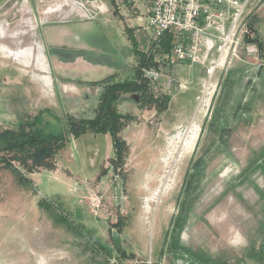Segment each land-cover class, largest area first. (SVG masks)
Returning a JSON list of instances; mask_svg holds the SVG:
<instances>
[{"label":"rangeland","instance_id":"rangeland-1","mask_svg":"<svg viewBox=\"0 0 264 264\" xmlns=\"http://www.w3.org/2000/svg\"><path fill=\"white\" fill-rule=\"evenodd\" d=\"M96 6L103 11L96 14H135L126 0H0V20L5 23L8 19L16 35L15 45L25 47L37 40L35 20L44 12L50 23L53 14H64L73 8L74 13L87 16ZM248 10L258 57L236 59L229 55V62L214 74L208 88L202 65L191 67L183 82L176 77L175 82L169 78L163 88L151 84L152 93L159 98L167 87L172 92H185V112L172 107L167 120V112L162 111L149 117L151 108L146 107V117L125 132L131 134L132 140L134 133L136 140L141 136V142L152 134L151 140H161L163 144L166 141V145L144 148L131 140L121 164L116 162L112 146L113 157L107 160L101 175L82 183L73 180L69 189L55 175L45 172L41 176L47 177L41 179L43 183L38 188L41 196L32 180L36 181L35 173L43 169L27 173L13 162L31 182L22 185L13 171L0 164V237L5 236L7 228V208L11 210L12 205L28 201L30 264H77L73 255L91 243L89 239L83 242L87 235L82 234L79 220L67 211L73 204L67 202L63 208L60 200L50 195L56 193L66 201L69 191L87 218L86 212L90 216L91 211L79 196H88L92 190L85 188L93 187L103 198L105 214L101 220L109 228L108 242L96 249L94 264H264V0H253ZM99 23L96 26L101 31L114 26ZM97 34L96 30L95 36H89L91 41L97 39ZM151 37L152 32L147 29L134 38L129 34L124 41L131 48L134 43L147 55L153 51L147 44ZM117 38L121 47V35ZM211 55L209 59L213 52ZM155 59L160 61L158 56ZM14 66L31 82L34 80L30 76L36 75V70L24 69L16 61ZM183 84L185 89L180 88ZM19 89H0L3 99H7L0 103V132L17 128L3 124L11 115L19 122L36 115V111L24 116L16 112L26 105L23 87ZM204 90V99L198 105L197 97ZM46 120L55 124L47 116ZM169 121H174L172 129L167 127ZM139 132L142 134L138 137ZM82 136L75 141L79 149L72 165L75 171L85 165L90 168L88 156L98 147L95 140ZM53 165L55 170V158ZM56 172L65 176L62 168ZM192 177L194 192L187 198L190 202L186 206L185 189ZM39 202L50 210L38 209ZM59 217L67 222L61 227L55 222ZM18 228L14 231L21 233ZM113 233L120 236V248L112 241Z\"/></svg>","mask_w":264,"mask_h":264},{"label":"crops","instance_id":"crops-1","mask_svg":"<svg viewBox=\"0 0 264 264\" xmlns=\"http://www.w3.org/2000/svg\"><path fill=\"white\" fill-rule=\"evenodd\" d=\"M106 13L98 15L95 20H88L86 14L74 13L72 8L64 14H53L48 20L50 23H47L44 12L35 20L34 30L36 31L35 37L37 40L33 41L32 45L25 47L17 43L15 45L16 35L11 29L8 19H6L5 23H1L2 20H0V89L3 88L8 91L12 87H17L20 90L19 87H23L26 95V105L20 107V111L16 110L19 115H31L35 111V114L40 111H48L59 118L73 116L81 119H92L100 94L103 91V85L94 83L101 82L111 76H114V81L132 78V74L137 68L138 59L130 43L128 46L125 41L128 40L126 37L129 34L134 38L139 31L149 30L146 16L145 14ZM100 21H103L104 24L113 23L114 26H111L109 30L101 31V28L96 26V24L100 25ZM118 25H121L122 28ZM96 30L98 31L97 39H92L91 41L89 36H95ZM119 35L122 37L121 47H119L120 40L117 38ZM151 39L147 40L148 46L152 44ZM136 50L140 52L139 48H136ZM155 50L158 53H155L153 59L158 66V73L156 78H152L156 80L154 85L163 88L167 82H170L169 78H172L173 82H175L176 77L179 78L180 82L185 81V76L188 77V71L191 67L187 65L167 66L164 62H160L165 56L160 43L155 46ZM157 56L160 61H156L155 57ZM15 61L24 69L37 71L38 75L30 76L34 79L32 82L23 71L15 68ZM166 89V92H163L160 97L166 96L169 100L167 109L163 111L167 112L168 120V115L172 114V107L185 112V92H177V90L172 92L169 87ZM31 93L35 95L31 96ZM3 95L0 92V103L7 101V99H3ZM150 108L149 117L157 115V110L154 107ZM116 110L119 114H129L133 118L119 134L125 142L128 152L132 139L131 134L125 132V130H128L132 125L134 127L142 117H146L143 115V112H146V107H141L139 94L129 93L120 95L116 103ZM3 124L14 126L15 128L19 124V118L17 119L15 115H11L8 119H4ZM173 126L174 121H169L167 127L172 129ZM11 130L13 129L11 128ZM141 134L139 132L137 136L139 137ZM133 136L132 141L144 148L152 146L159 148L167 144L166 141L163 144L164 141L160 140V143L157 140H151L152 134L149 135V139L142 142L140 141L141 136L137 138L139 141L136 140L135 133ZM82 137L95 140V144L98 145L95 153L88 156V160L91 162L90 168L85 165L75 171V167L72 165L73 161L78 158L79 149L75 144L76 139H72L55 157L56 166L55 170L53 169L54 171L43 170L35 173L38 178L36 181L34 179L32 181L35 184L34 187L37 188L39 196L42 195L38 189L40 184L43 183L41 179L47 177L41 176L45 172L55 175L54 178L58 179L68 189L70 187L69 183L72 184L73 180L82 183L83 180L90 179L92 181L101 175V169H104L107 160L113 157L112 140L108 134H86ZM80 149L84 151L83 146H80ZM61 158H64V160L62 161ZM59 168L65 171V176H61L56 172ZM94 172H97V174L92 176ZM67 194L69 198L66 201L62 198L63 196L61 197V195L56 193H52L50 198L57 197L60 200L59 203L63 204V208H65V203L67 204V202L73 204V206L69 207L72 209L67 208V211L72 212L73 218L76 217V220H79L82 234L87 235L84 237L83 242L89 239L91 243V246L85 247L81 252H76L73 255V260L77 264H94L96 249L99 250L102 245H106L108 242L109 228H107L106 222L101 220V218L95 219L91 215L90 217L87 212L85 214L87 218H84L80 208L81 205L76 203L77 206L75 204V199L70 195L69 191H67ZM36 207L43 210L38 203ZM29 214L30 206L28 201L20 206L12 205L11 210L7 208L5 215L7 228L5 236L0 237V264H30ZM18 226L21 229V233H17L19 231ZM56 226L60 225L56 223ZM15 228L17 229L16 232L14 231ZM83 242L81 243L83 244ZM97 257H101V255H97ZM102 257H105V255Z\"/></svg>","mask_w":264,"mask_h":264},{"label":"built area","instance_id":"built-area-1","mask_svg":"<svg viewBox=\"0 0 264 264\" xmlns=\"http://www.w3.org/2000/svg\"><path fill=\"white\" fill-rule=\"evenodd\" d=\"M126 1L135 14H145L147 27L153 34L152 44L158 45L165 35L172 37L170 51L160 62L167 66H205L207 88L214 74L229 62V55L236 59L259 56L248 10L253 0ZM97 11L103 12L96 6L95 10L88 12L87 19L95 20L102 15L96 14ZM211 52L214 56L209 59ZM144 75L157 77L154 70H144ZM184 85L180 88L185 89ZM203 93L205 96L204 90L197 97L198 105L204 99H201ZM90 190L92 193L79 196L80 200L87 204L93 218H102L105 214L103 198L93 187L85 188V191Z\"/></svg>","mask_w":264,"mask_h":264},{"label":"trees","instance_id":"trees-1","mask_svg":"<svg viewBox=\"0 0 264 264\" xmlns=\"http://www.w3.org/2000/svg\"><path fill=\"white\" fill-rule=\"evenodd\" d=\"M171 42L172 37L170 35L161 38L159 43L162 45L163 53H169ZM133 45L138 62L132 78L114 81V76H111L101 82L94 83L103 85V91L100 94L92 119H79L73 116L59 118L48 111H40L35 116L20 121L16 129H6L0 132V164L18 176L17 182L19 184H31L30 180L22 176L20 169L27 170V173L40 169L52 170L54 168L53 159L65 148L67 143L71 139H77L86 134H108L112 140L116 162L121 164L122 160L125 159L127 148L119 134L133 118L117 112L116 103L120 95L137 93L141 107L150 108L154 106L158 112L167 109L168 98L166 96L159 98L150 89L151 84H154L156 80L144 75V70H154L158 73V66L153 59L155 53H158L155 50V44H151L153 51L147 55L136 50V45L134 43ZM46 116L51 118L55 124L47 121ZM13 162H17L20 169L13 166ZM116 162L113 161V165ZM194 180L195 177H192L191 183L185 189L186 206L190 202L187 198L194 192L192 187ZM38 204L41 209L50 210L44 202ZM55 222L60 225L65 224L66 221L59 217L55 219Z\"/></svg>","mask_w":264,"mask_h":264},{"label":"water","instance_id":"water-1","mask_svg":"<svg viewBox=\"0 0 264 264\" xmlns=\"http://www.w3.org/2000/svg\"><path fill=\"white\" fill-rule=\"evenodd\" d=\"M150 78H154V76H150ZM112 241L117 248H120V236L118 234L116 233L112 234Z\"/></svg>","mask_w":264,"mask_h":264},{"label":"bare ground","instance_id":"bare-ground-1","mask_svg":"<svg viewBox=\"0 0 264 264\" xmlns=\"http://www.w3.org/2000/svg\"><path fill=\"white\" fill-rule=\"evenodd\" d=\"M204 98V93H203V95H202V98L201 99H203Z\"/></svg>","mask_w":264,"mask_h":264}]
</instances>
